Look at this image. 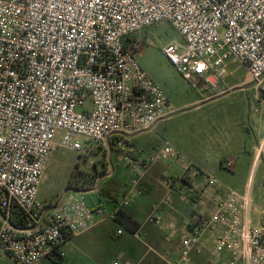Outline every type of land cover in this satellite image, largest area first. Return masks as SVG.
<instances>
[{
  "label": "built area",
  "instance_id": "2783aa9c",
  "mask_svg": "<svg viewBox=\"0 0 264 264\" xmlns=\"http://www.w3.org/2000/svg\"><path fill=\"white\" fill-rule=\"evenodd\" d=\"M162 21L181 36L162 52L193 87L228 92L226 65L234 60L247 69L264 109V0H0V257L14 264L62 259L68 241L141 194L152 159L135 151L124 155L133 177L111 212L90 206L84 189H66L53 207L37 202L55 147L87 154L99 145L108 153L173 112L139 65L137 45L128 42ZM262 153L258 147L257 158ZM158 154L175 155L170 146ZM224 166L232 169L233 162ZM181 177L179 183L189 181L188 174ZM220 186L216 177H203L200 195L212 210L195 214L184 231L169 226L177 243L159 255L165 264H193V255L205 252L207 264H264V210L255 209L253 222L250 194L213 190ZM13 210L28 226L10 223ZM162 222L159 214L145 219Z\"/></svg>",
  "mask_w": 264,
  "mask_h": 264
},
{
  "label": "rangeland",
  "instance_id": "374dc122",
  "mask_svg": "<svg viewBox=\"0 0 264 264\" xmlns=\"http://www.w3.org/2000/svg\"><path fill=\"white\" fill-rule=\"evenodd\" d=\"M175 40L181 41V36L167 21L138 30L130 34L128 40L129 43L137 45L136 59L139 65L161 88L173 112L160 120L152 129L124 137L119 149L113 147L110 154L99 145H94L87 154L55 147L46 163L37 199L38 203L45 206L56 202L60 194L68 189L69 182L72 183V186H85L84 190L88 191L86 199L89 202H96L97 193L93 194L90 191L97 188L98 185V189L106 187L110 194L115 193L116 196L122 198L123 189L128 186L134 172L130 161L125 159L124 155L126 152L133 153L135 151H140L143 157L152 159V163L140 180L137 190L145 196L144 200L146 201L155 203L157 200L159 202L161 198L166 200L170 198L166 192L167 188L176 183L179 184L181 176L188 172H184L183 163L186 162L184 159L186 157L197 158L204 139L209 136L208 134L217 128L229 125L228 130L236 133L233 141L248 145L253 142L255 136L264 130V109L257 103L256 90L249 81L247 69L237 61H228L225 83L230 90L224 93L217 91L215 94L221 96L213 97L214 93H210L209 88L205 89L201 84L193 87L166 59L162 49ZM234 84L237 85L232 86ZM205 98L207 99L202 102ZM214 133L216 132L214 131ZM224 137H227L226 134ZM79 141L82 146L85 145L82 139ZM165 146L172 147L175 153L172 156L173 160L166 159L168 157L164 159L159 157V151ZM243 154L235 156L238 167L237 179L230 184H225L239 193H243L245 190L250 193V218L255 222L258 218L255 209L264 210V161L260 159L256 169L255 165L251 167L247 187L242 189L241 173L249 168L248 160H246L247 154ZM216 168L217 174L215 175L219 176L221 181L223 171H219L218 165ZM109 170H111L110 178L107 177ZM74 171L75 177L71 180L70 176ZM226 173L232 176V173ZM91 184L94 186L88 188ZM133 195L135 198L140 197L137 193ZM143 213L145 214L146 210ZM167 220L176 226L180 224L176 219L169 218ZM111 225L114 228L113 223ZM100 228L96 229V236L95 230L73 239L67 244L66 251L63 248L64 257L62 259L54 261L44 259L40 264H103L108 260L104 251H93V249L82 251L84 243L96 239ZM141 245L138 247L140 251H129V257H124L128 264H147L151 259L157 260L159 264L164 263L157 256L163 254L165 249L149 251L148 247ZM0 264L14 263L8 257L3 256Z\"/></svg>",
  "mask_w": 264,
  "mask_h": 264
},
{
  "label": "crops",
  "instance_id": "0c3cea01",
  "mask_svg": "<svg viewBox=\"0 0 264 264\" xmlns=\"http://www.w3.org/2000/svg\"><path fill=\"white\" fill-rule=\"evenodd\" d=\"M235 85L237 84H234L232 86ZM208 91H210V93H214L213 97L221 96L215 94V92L218 91L215 88H210ZM206 99L207 98L203 99L202 102L205 101ZM229 128L230 126L226 125L221 128L215 129L214 131L216 133H214L213 131L210 134H208L209 135L208 137L204 139L205 140L204 144L202 146V149H200L199 154H197V158L186 157V159H184L186 161L183 163L184 168L185 166L188 167L187 174L189 176V181L182 184L176 183L175 185H172V187L167 188L168 190L166 192H168V195L171 198V201L169 198L170 202L168 204H163L164 201L163 198H161L159 202L157 200L155 203L146 201L144 200L145 196L142 194H140V197L138 198L134 197L131 200L124 202L122 204L120 211L123 213V218L127 219V217H129L132 221H134L139 225L137 231L135 232L138 233L139 235L138 238H136L134 234H131L126 229H124L122 224H120L116 220V215H115L113 218H108L106 220H99L96 223V225H94V227H92L87 232L73 237L63 247L64 251H66L67 244H69L73 239L85 235L86 233L93 232L99 227H101L99 229L100 233L98 234L96 239L84 243L82 251H90L91 249H93V251L94 250L104 251V253L107 254L108 256V260H106L103 264H110L113 260L116 259L122 261L124 264H128L126 259H124V257L128 256L129 251H140L138 247L141 244L145 245V247H148L149 251H160V249L161 250L165 249L164 251H166L168 248L174 249L175 244L177 243V239L175 240V237H169V233H170L169 226L175 224L167 222L169 221L167 219L169 218H172V220L176 219L178 222H180V224L178 226L175 225V227L177 228L178 231H184L185 229H188V226L191 223L192 218L195 214L207 213L212 210V204L210 199H207L204 196L201 197L200 195V190H202L201 184L203 182L204 176H214L218 179L221 186L213 188V190H215L216 192L221 193L226 188L230 189L229 186H227V184L225 183L230 184L232 181H235V179H237L238 176V172H237L238 167L236 164L237 158L235 156H237L238 154L244 155L243 153H246L247 157L246 156L245 157L246 160H248L249 168L247 171L241 173V177H242L241 183L243 184L241 188L246 189L248 179L251 174L250 173L251 167L255 165V169H256V166L260 161V159L264 161V130L261 131L258 134V136L254 137L253 142L247 145L245 143L241 144V142H234L233 138L236 133L231 130H228ZM225 134L227 137H224ZM258 147H261L263 152L259 156V158H257L256 156V149ZM227 160H231L233 162V167L230 170L227 168L225 169L224 166V161ZM217 165L219 167V171L220 170L223 171L222 172L223 181L222 180L220 181L219 176L217 177L215 175L217 174V168H216ZM224 171L232 173V176H230L228 173ZM110 174H111V170H109L107 174L108 178H110ZM231 178H233V180H231ZM41 184L39 186L38 196H39ZM98 186H96L97 188H94L90 192H92L93 194L97 193L96 197L101 198V202L98 203V205H100L106 212H111L116 206V204L119 203L122 198H119L114 193L113 196L115 200L111 201L105 195H100L98 193L99 191ZM244 192H246V190ZM57 201L54 202L53 204L50 205L47 204L45 206L53 207L56 205ZM145 210L146 213L144 214L143 211ZM152 214H159L162 216L163 224L161 226L160 225L153 226L145 223L146 217ZM111 223H113L114 228H112ZM118 231H121V233L118 234ZM94 233L96 236L97 230ZM157 257L159 258V256ZM192 259H193V264H207L208 262L207 252H205L203 255L200 256L193 255ZM157 262H158L157 260L151 259V261L147 264H157Z\"/></svg>",
  "mask_w": 264,
  "mask_h": 264
},
{
  "label": "trees",
  "instance_id": "16d2710c",
  "mask_svg": "<svg viewBox=\"0 0 264 264\" xmlns=\"http://www.w3.org/2000/svg\"><path fill=\"white\" fill-rule=\"evenodd\" d=\"M108 164H109V160H108ZM75 177V171L71 174L70 179L73 180ZM94 186V184H91L88 188H92ZM67 188H76V189H84L86 188L85 186L82 187H77V185L72 186V183L69 182ZM99 194L100 195H105L106 197H108V199L115 200L114 196L112 194H110V191L108 189H106V187H100L99 189ZM101 202V198L97 197L96 202H89L90 206H99L98 203ZM127 217V216H126ZM116 220L122 224V226L124 227V229H126L129 233L134 234L137 229H138V224L135 223L134 221H132L129 217H127V219L123 218V213L118 210L116 213ZM10 223L16 227L18 226H22V227H26L27 225V219L26 217L23 215V213L19 210H13L11 213V217H10ZM162 261V260H161ZM163 263V262H162ZM157 264H159L157 262ZM165 264V263H163Z\"/></svg>",
  "mask_w": 264,
  "mask_h": 264
},
{
  "label": "water",
  "instance_id": "95a60500",
  "mask_svg": "<svg viewBox=\"0 0 264 264\" xmlns=\"http://www.w3.org/2000/svg\"><path fill=\"white\" fill-rule=\"evenodd\" d=\"M111 151V149L109 150V152ZM69 190H73V191H81V190H78V189H69ZM69 190H67V191H69ZM86 192H88V191H86ZM0 216H1V214H0Z\"/></svg>",
  "mask_w": 264,
  "mask_h": 264
}]
</instances>
